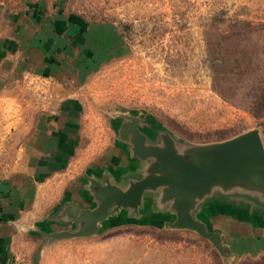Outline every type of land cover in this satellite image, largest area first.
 <instances>
[{
	"label": "rangeland",
	"instance_id": "1",
	"mask_svg": "<svg viewBox=\"0 0 264 264\" xmlns=\"http://www.w3.org/2000/svg\"><path fill=\"white\" fill-rule=\"evenodd\" d=\"M63 14L61 87L48 85L45 95L75 105L71 174L114 162L122 139L139 157L133 127L146 144L170 137L192 162L200 160L186 151L193 145L253 128L264 136V0H68ZM14 156L0 152V178ZM92 181L94 191L109 182ZM144 216L139 206H112L89 233H46L45 264H264V215L257 225L256 215L243 217L241 234L215 231L223 249L173 220Z\"/></svg>",
	"mask_w": 264,
	"mask_h": 264
},
{
	"label": "crops",
	"instance_id": "2",
	"mask_svg": "<svg viewBox=\"0 0 264 264\" xmlns=\"http://www.w3.org/2000/svg\"><path fill=\"white\" fill-rule=\"evenodd\" d=\"M67 1L0 0V152L15 153L10 171L0 178V264L16 255L24 264H45L46 233L78 228L80 210L97 205L92 180L125 189L129 179L147 174L151 162L132 155L122 139L113 150L114 162L70 173L75 105L57 94L65 64L60 57L69 38ZM48 85L57 90L54 95H45ZM16 103L25 106L6 110ZM138 206L153 223L176 218L161 187L145 190ZM191 213L208 229L230 233L235 228L241 234V225L249 224L243 217L253 214L254 225L263 222L264 193L241 183L215 184L196 198Z\"/></svg>",
	"mask_w": 264,
	"mask_h": 264
},
{
	"label": "water",
	"instance_id": "3",
	"mask_svg": "<svg viewBox=\"0 0 264 264\" xmlns=\"http://www.w3.org/2000/svg\"><path fill=\"white\" fill-rule=\"evenodd\" d=\"M134 153L143 159H151L148 173L123 189L106 182L97 186V206L82 209L76 215L80 222L77 230L59 231L53 235H83L93 231L112 206L137 208L145 190L161 187L163 198L172 199L176 218L170 224L196 230L223 249L219 234L207 230L194 218L191 209L195 200L209 192L215 184L228 187L234 183L256 187L264 193V144L257 128L249 129L233 137L203 146L193 145L186 151L196 154L200 160H185L173 146V139L164 136L162 145L146 144L145 135L133 127Z\"/></svg>",
	"mask_w": 264,
	"mask_h": 264
},
{
	"label": "built area",
	"instance_id": "4",
	"mask_svg": "<svg viewBox=\"0 0 264 264\" xmlns=\"http://www.w3.org/2000/svg\"><path fill=\"white\" fill-rule=\"evenodd\" d=\"M2 264H24V259L22 256L16 255L12 259L2 262Z\"/></svg>",
	"mask_w": 264,
	"mask_h": 264
}]
</instances>
